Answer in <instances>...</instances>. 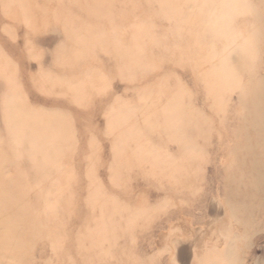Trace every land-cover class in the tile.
I'll use <instances>...</instances> for the list:
<instances>
[{"label": "rangeland", "instance_id": "obj_1", "mask_svg": "<svg viewBox=\"0 0 264 264\" xmlns=\"http://www.w3.org/2000/svg\"><path fill=\"white\" fill-rule=\"evenodd\" d=\"M0 264H264V0H0Z\"/></svg>", "mask_w": 264, "mask_h": 264}, {"label": "bare ground", "instance_id": "obj_2", "mask_svg": "<svg viewBox=\"0 0 264 264\" xmlns=\"http://www.w3.org/2000/svg\"><path fill=\"white\" fill-rule=\"evenodd\" d=\"M7 224V223H6ZM10 226V225H9ZM13 235V234H12ZM11 244V243H10ZM7 246V245H6Z\"/></svg>", "mask_w": 264, "mask_h": 264}]
</instances>
